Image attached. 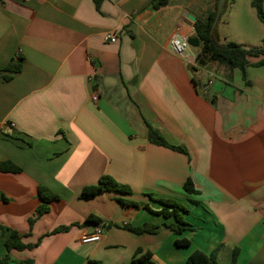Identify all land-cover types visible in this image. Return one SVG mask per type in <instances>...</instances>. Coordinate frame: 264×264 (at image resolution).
<instances>
[{
    "label": "crops",
    "instance_id": "crops-1",
    "mask_svg": "<svg viewBox=\"0 0 264 264\" xmlns=\"http://www.w3.org/2000/svg\"><path fill=\"white\" fill-rule=\"evenodd\" d=\"M248 1L227 0L219 42L255 47L262 38L264 28L242 15ZM149 3L102 0L96 9L93 0H0V161L21 168L0 170V225L26 243L40 239L11 250L7 264H186L194 249L231 264L233 248L236 264H264V65L252 57L242 71L216 62L190 71L170 38L195 36L193 21L215 0ZM108 32L115 41L104 40ZM198 51L190 46L187 55ZM17 56L20 70L4 79ZM147 124L186 153L150 142ZM101 175L130 193L81 198ZM187 177L197 193L183 189ZM39 185L58 199L29 225L42 202ZM158 199L185 206L179 213L189 229L176 235L165 225L174 215L143 206L160 210ZM88 215L99 219L101 238L82 243L97 224ZM144 223L157 228H126ZM59 226L67 229L51 233ZM181 237L189 244L176 245ZM4 239L0 228V257ZM145 252L150 263L133 260Z\"/></svg>",
    "mask_w": 264,
    "mask_h": 264
},
{
    "label": "trees",
    "instance_id": "trees-1",
    "mask_svg": "<svg viewBox=\"0 0 264 264\" xmlns=\"http://www.w3.org/2000/svg\"><path fill=\"white\" fill-rule=\"evenodd\" d=\"M169 0H150V6L152 8H159L168 3ZM262 1L263 0H250V4L254 7L256 11L257 17L264 24V12L262 10ZM102 0H93L94 6L96 9H99ZM227 0H225L223 4V9L220 12V16L223 14L225 10ZM217 0H215L214 6L212 10L208 11L206 17L203 19H195L193 21V29L195 36L199 40V51L195 56V61L197 66L189 65V70H195L198 67H204L208 63L216 62L220 65L225 66L229 71H232L234 68H238L241 71L249 65L250 58L252 57H260L256 65H264V33L262 36V47H245L239 43L234 41H227L225 43H220L215 35V27L212 29L211 24L215 16ZM218 18V20H219ZM21 60L20 56L16 58H11L6 66L3 68L4 71L8 72L4 79L10 78L11 74L18 72L21 68ZM148 125V124H147ZM148 140L154 144L161 145L164 147H168L170 149H174L183 153H186V150L181 145H174L169 143L155 128L151 125H148L147 131ZM0 170L17 173L21 171L20 166L16 165L9 159L0 161ZM183 189L188 193H197V190L194 187V183L190 177H187L182 185ZM113 191L116 193H130V189L128 186L117 182L109 175H101L97 182L94 184L85 185L82 187L79 196L81 198H90L94 196L96 193L100 191ZM39 197L42 202L35 208L34 213L28 218V223L31 225L34 220L40 217L43 213L47 212L49 209V202L53 199H58V196L51 192L43 185H39L38 187ZM116 200L122 204L138 206L139 204L134 201H127L120 197H117ZM161 203H163V208L160 210H152L149 208L147 204H143L144 207L151 210L152 212L162 214L164 216L174 215L175 222L170 224H165L170 230L179 235L183 233L185 230L189 229L188 223L183 219L180 215L179 210L186 211L185 206L178 203L177 201L170 199H158ZM92 215H88L85 219L88 223H99V219ZM0 228L3 230L5 234L4 239V247L6 250V254L0 257V264H7L10 260V251L11 250H23V249H31L36 246L40 239L35 243H26L23 240V235L19 233L16 229L4 227L0 225ZM126 228L132 231L135 234L140 233H153L157 226L150 223H144L140 226H131L126 225ZM67 229V226H59L51 231V233L63 231ZM175 243L178 246H186L189 244V240L186 237L176 238ZM236 255L237 249L233 248L232 256H231V264H236ZM134 261H139L142 263H150V253L145 252L139 258H134ZM186 264H219L216 259V251L211 253H205L200 249H194L186 258ZM19 264H34V260L32 258H26L19 262Z\"/></svg>",
    "mask_w": 264,
    "mask_h": 264
},
{
    "label": "built area",
    "instance_id": "built-area-1",
    "mask_svg": "<svg viewBox=\"0 0 264 264\" xmlns=\"http://www.w3.org/2000/svg\"><path fill=\"white\" fill-rule=\"evenodd\" d=\"M104 40L115 41L116 36L112 32H108L104 35ZM187 40H188V36H186L185 34L181 32L174 33L169 41L170 49L174 54L184 57L189 65L197 66V63L195 61V56L187 55V49L190 48V45L188 44ZM209 83H211V79L208 80V84ZM91 99L94 101L97 100V94L95 92L91 94ZM101 233H102V229L100 225L96 224L91 232L86 233L80 237V242L82 243L97 242L101 238Z\"/></svg>",
    "mask_w": 264,
    "mask_h": 264
},
{
    "label": "rangeland",
    "instance_id": "rangeland-1",
    "mask_svg": "<svg viewBox=\"0 0 264 264\" xmlns=\"http://www.w3.org/2000/svg\"><path fill=\"white\" fill-rule=\"evenodd\" d=\"M248 14L250 15L251 14V20L255 23V24H259V26H262L261 28H264V24L260 21V19L257 17L256 15V11L254 9V7L251 6L250 4V0L245 4L243 3L242 4V15L245 16V18L249 19L250 20V16H248ZM250 22V21H249ZM251 23V22H250ZM223 27V23L220 21V23L217 25L216 24V28H215V32L217 31H220L221 28ZM264 33V32H263ZM263 35V34H262ZM262 39V38H261ZM260 38H258V40L256 41L255 43V47H262L263 44H262V40ZM220 42H224L225 40L222 38V36H220L219 38ZM193 50V48L191 49ZM190 51L188 50V53Z\"/></svg>",
    "mask_w": 264,
    "mask_h": 264
},
{
    "label": "water",
    "instance_id": "water-1",
    "mask_svg": "<svg viewBox=\"0 0 264 264\" xmlns=\"http://www.w3.org/2000/svg\"><path fill=\"white\" fill-rule=\"evenodd\" d=\"M224 2H225V0H217L216 9H215V16H214V19H213L212 24H211L212 29L215 27V25L218 21L220 12L223 9ZM187 42L191 47H198L199 46V40L196 36L189 37Z\"/></svg>",
    "mask_w": 264,
    "mask_h": 264
}]
</instances>
